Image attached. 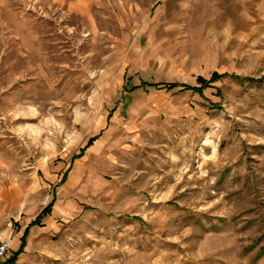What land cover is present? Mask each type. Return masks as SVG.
Listing matches in <instances>:
<instances>
[{
	"label": "rangeland",
	"instance_id": "374dc122",
	"mask_svg": "<svg viewBox=\"0 0 264 264\" xmlns=\"http://www.w3.org/2000/svg\"><path fill=\"white\" fill-rule=\"evenodd\" d=\"M162 1L0 3V190L56 196L1 264H264V24L164 35Z\"/></svg>",
	"mask_w": 264,
	"mask_h": 264
},
{
	"label": "crops",
	"instance_id": "0c3cea01",
	"mask_svg": "<svg viewBox=\"0 0 264 264\" xmlns=\"http://www.w3.org/2000/svg\"><path fill=\"white\" fill-rule=\"evenodd\" d=\"M154 12L156 24L162 25L164 35L167 32H182L185 26L197 23L201 25L202 33L213 38L223 36L225 40L241 41L249 38L252 30L264 24V0H163ZM1 188L0 240L13 234L14 230L10 225L12 218L22 225L17 232V237L20 238L35 218L32 215L22 216V211L27 207L26 196L21 198L16 191ZM43 207L44 205L40 210ZM50 215L44 217L43 225L49 221ZM40 227L31 226L30 230Z\"/></svg>",
	"mask_w": 264,
	"mask_h": 264
},
{
	"label": "trees",
	"instance_id": "16d2710c",
	"mask_svg": "<svg viewBox=\"0 0 264 264\" xmlns=\"http://www.w3.org/2000/svg\"><path fill=\"white\" fill-rule=\"evenodd\" d=\"M228 73H218V72H214L212 74V76L209 79H206L204 77H198L197 81L199 83V85H189V84H180L177 82H173V83H161V84H157V83H147V85H151V86H157V85H164L167 88H175V87H183L182 89H188V90H192L194 92H198L201 95H203V90L207 87H209L213 82L221 80L222 78L228 76ZM230 76L235 77L236 79H244L241 78L240 76L236 75V74H230ZM97 136L91 138L88 142V144L86 145V147L83 149L86 150L91 144L92 142L96 139ZM64 182V180H62ZM55 203V194H54V198L53 200L47 205L45 206L41 212L37 215V217L35 218V220H33L30 225L25 229L24 234L20 237V247L13 253V255L11 256V258H9L8 261H10V263L14 262L17 257L24 251V247L26 245V240L27 237L29 235L30 232V228L31 226H42L43 223V219L45 216L51 214L52 208L54 206Z\"/></svg>",
	"mask_w": 264,
	"mask_h": 264
},
{
	"label": "built area",
	"instance_id": "2783aa9c",
	"mask_svg": "<svg viewBox=\"0 0 264 264\" xmlns=\"http://www.w3.org/2000/svg\"><path fill=\"white\" fill-rule=\"evenodd\" d=\"M15 238L13 235L8 236L7 238L0 240V264L1 261H6V257L11 250V247L14 243Z\"/></svg>",
	"mask_w": 264,
	"mask_h": 264
}]
</instances>
